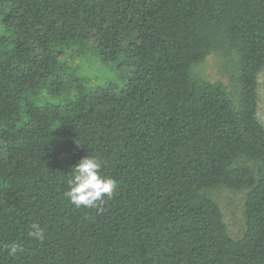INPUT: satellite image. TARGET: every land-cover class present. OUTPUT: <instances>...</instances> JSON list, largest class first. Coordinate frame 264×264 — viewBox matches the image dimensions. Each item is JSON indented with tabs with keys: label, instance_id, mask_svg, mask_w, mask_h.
Instances as JSON below:
<instances>
[{
	"label": "trees",
	"instance_id": "16d2710c",
	"mask_svg": "<svg viewBox=\"0 0 264 264\" xmlns=\"http://www.w3.org/2000/svg\"><path fill=\"white\" fill-rule=\"evenodd\" d=\"M263 69L264 0H0V264H264ZM93 153L117 188L78 209ZM221 187L244 191L238 236Z\"/></svg>",
	"mask_w": 264,
	"mask_h": 264
},
{
	"label": "clouds",
	"instance_id": "9594fccd",
	"mask_svg": "<svg viewBox=\"0 0 264 264\" xmlns=\"http://www.w3.org/2000/svg\"><path fill=\"white\" fill-rule=\"evenodd\" d=\"M103 162L94 153L82 158L67 175L64 197L76 208H97L105 199H111L117 181L103 173ZM27 235L37 241L45 240V229L39 223L29 226ZM9 257L16 258L24 252L21 242L13 241L6 246Z\"/></svg>",
	"mask_w": 264,
	"mask_h": 264
},
{
	"label": "rangeland",
	"instance_id": "374dc122",
	"mask_svg": "<svg viewBox=\"0 0 264 264\" xmlns=\"http://www.w3.org/2000/svg\"><path fill=\"white\" fill-rule=\"evenodd\" d=\"M219 59L216 55L209 56L206 63L203 65L202 70L205 72L208 78L226 80V76L222 75L218 69ZM105 67L100 64L98 59L92 55L82 61L80 74H87L90 76L93 82H104L106 80H112L115 77L110 74H105ZM104 73V74H103ZM259 77V117L264 125V69L260 72ZM212 195L220 202L225 215L226 222L230 233L233 236H238L242 231L243 220V198L244 191L232 190L228 188H218L213 190Z\"/></svg>",
	"mask_w": 264,
	"mask_h": 264
}]
</instances>
